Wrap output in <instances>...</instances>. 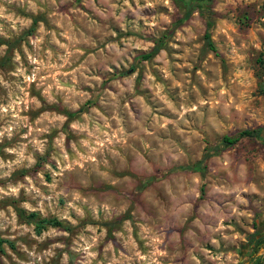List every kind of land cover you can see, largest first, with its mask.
Listing matches in <instances>:
<instances>
[{
  "label": "rangeland",
  "instance_id": "374dc122",
  "mask_svg": "<svg viewBox=\"0 0 264 264\" xmlns=\"http://www.w3.org/2000/svg\"><path fill=\"white\" fill-rule=\"evenodd\" d=\"M153 2L137 8L130 0L133 12L122 0H95V8L91 0H0L13 17L0 19V104L25 93L29 100L0 118V129L17 125L0 140V159L13 162L0 168V264H87L85 240L97 253L90 264L120 253L132 257L122 264H237L253 223L264 230L262 140L243 137L197 171L176 168L223 135L264 128V0H209L185 19L180 1ZM205 16L214 51L202 39ZM157 84L172 107L156 96ZM97 127L121 139L96 154L97 164L66 168L86 154L81 141ZM17 209L64 227L36 231ZM255 256L264 264L262 249Z\"/></svg>",
  "mask_w": 264,
  "mask_h": 264
},
{
  "label": "clouds",
  "instance_id": "9594fccd",
  "mask_svg": "<svg viewBox=\"0 0 264 264\" xmlns=\"http://www.w3.org/2000/svg\"><path fill=\"white\" fill-rule=\"evenodd\" d=\"M9 2L11 3L12 0H9ZM85 4L87 5L88 0H84ZM155 2L159 3L162 2L164 4H168L169 0H155ZM29 5H32L34 7L33 4V0H28ZM52 3H55V0H52ZM122 5L126 6L127 9H131L133 12L136 11V8H132V4L130 3V0H122ZM136 5L137 8H141L142 6L139 3V0H136ZM91 6L93 8H95V0H91ZM154 6V2L153 0H145V4L143 5V7H153ZM126 10L125 8H121V11ZM97 11H99V9H97ZM84 15L86 16L87 14L84 13ZM0 19H7V20H12L13 17L12 16H6L5 15V9L3 6H0ZM163 19H167V17H163ZM12 27L15 28L16 24L15 21H13ZM0 34H4L3 33V25H0ZM110 47H117V45H111ZM17 60L20 59L19 55H17ZM30 60H33V57L29 56ZM35 63L37 64H42V61H38V60H34ZM37 71H39V69H37ZM53 79H55V76L52 77ZM26 79L28 80H35L36 79V75L35 73L33 74V76L31 77H26ZM47 77H43L42 80H46ZM98 79V78H97ZM19 87V86H18ZM52 87V85H48V88H46L45 90V94L47 96L48 94V89H50ZM156 88V96L159 99H163L164 102L168 105V107H172L171 103L169 101H167L166 96L164 94V89L162 85L157 84L155 86ZM21 92H25V89L21 88L20 89ZM18 103H24L27 104L29 103V100L26 98V93H25V99H20L19 97L17 98L16 101H13L12 104H10L8 107H5L3 104H0V118H3L4 115L8 114L10 109L13 111V114H15V109L13 108V105H16ZM33 103H35L37 106H39V101H33ZM173 110L175 111V109L173 108ZM195 110V109H193ZM188 111V109H184L183 111H180L178 113V115L182 118L184 115V112ZM26 117H19L17 116V120H26ZM58 119L60 120H65L66 117H59ZM171 121H163V123L160 124L161 127H166V125L168 123H170ZM39 123V121H38ZM16 123H12L9 124L7 127H4L2 129H0V140L3 139V137L5 136V134L8 135L9 138H11V136L13 135V129L16 128ZM78 126L76 124L72 125L73 129H76ZM80 131H87V128H80ZM26 138V137H25ZM121 139V137H119L117 134H112L109 135L108 132H101V130L99 129V127H97L95 129V131L91 132L89 134L88 139L86 140H82L81 144L84 148V151L86 154H81L80 152L76 153V157L73 161L68 162L65 167L66 168H74V167H79V168H84L85 164H88L89 166H92L93 164H97V156L96 154L105 149L107 146L112 145L114 141ZM34 143L37 145V147L42 149L43 146V142L36 140L34 141ZM27 148V145H23L20 150L18 151L17 155H18V160L15 163H19L22 159L25 158V149ZM73 148H76V145H73ZM6 151L8 152H14L16 151V149H6ZM27 159L29 160L30 163H34L35 161L32 159L31 156H28ZM63 161H69V157L67 155V153L63 154ZM13 162H9L7 165L5 164L3 159H0V168H4V167H11ZM225 164H228V161H225ZM64 170V168H62V171ZM5 175H7V173H5ZM27 179V178H26ZM29 183L31 184V180L29 179ZM23 185H21L22 187ZM19 189L18 188H13L12 191L13 192H17ZM37 191H39L37 189ZM0 192H4L3 188H0ZM70 208H74L76 210L77 213H79L80 215H83L81 209L79 207H77V205L75 204V202L71 203L69 205ZM105 208L108 207L107 204L104 205ZM235 211V210H234ZM68 219H71V217L69 216ZM73 223H75V221H73ZM221 229H224V225L223 223H221L220 225ZM219 230V229H218ZM83 239V237H82ZM95 239V238H93ZM159 240H156L155 243H159ZM213 243H217V241H213ZM93 245L91 243H88L87 240H85V244L81 246V249L87 253V264H90L91 259H94L97 255V253L95 251H91L90 249H92ZM112 248V245L109 244V249ZM81 249H77V250H81ZM25 251H27V249L25 248ZM34 254V253H33ZM153 256L157 255V253H153ZM159 255H163V253H159ZM135 257H138L140 260H147L149 259V257H146L144 255H141L139 251L135 252ZM120 258L118 259L115 255H113L112 259L108 260V264H122V261H128L131 260L132 257H125L124 253H120ZM65 259H67V257H65ZM107 259V257H106ZM217 259H219V257H217Z\"/></svg>",
  "mask_w": 264,
  "mask_h": 264
},
{
  "label": "trees",
  "instance_id": "16d2710c",
  "mask_svg": "<svg viewBox=\"0 0 264 264\" xmlns=\"http://www.w3.org/2000/svg\"><path fill=\"white\" fill-rule=\"evenodd\" d=\"M191 5H186L185 8V12L183 15L182 19H185L188 17V15L191 12ZM204 30L202 33V39L203 42L205 44V46L214 51V46L211 43L210 40V29H211V21L208 17H204ZM35 22V18L32 21V24ZM32 27V26H30ZM163 40H160L158 43H156L148 52L143 53L140 55V58L142 59H147L150 56H152L153 54H155L157 52V50L159 49L161 43ZM115 74V73H114ZM91 103L90 100H88L86 102V104ZM78 111H72V112H65L66 116L71 117L73 115H75ZM264 128L258 127V128H247V129H243L238 131L236 134L234 135H223L216 143V145H213L212 147H209L207 149L204 148V152L202 154V157L196 161L193 162L191 164H184V165H180L178 167H176L178 170H191V171H197L200 170L203 166V160L206 159L207 157L213 155V154H217L222 148L224 147H228L231 146L233 144H235L238 140H240L243 137H252V138H257L260 139L264 142V136H263V131ZM17 215L20 218L25 219L27 222L32 223L34 226V229L36 231L41 230L42 228H44L45 226H59V227H64V224L61 223L60 221H58L57 219H55L54 217H50V218H38L36 217L35 213H28L26 215H24L23 211L21 209H17L16 210ZM253 228L254 230L251 233H246L245 237L246 240L248 242L242 243V247L245 246V251L241 252V258L238 260L237 264H244V262L247 260L249 261V264H261V257L259 256H255V253L257 252V250L262 249L264 251V230H262L261 228H259L257 221H255L253 223ZM3 240L0 239V242H2ZM247 246V247H246ZM240 250V249H239Z\"/></svg>",
  "mask_w": 264,
  "mask_h": 264
},
{
  "label": "flooded vegetation",
  "instance_id": "af4514ba",
  "mask_svg": "<svg viewBox=\"0 0 264 264\" xmlns=\"http://www.w3.org/2000/svg\"><path fill=\"white\" fill-rule=\"evenodd\" d=\"M207 1L209 0H193L191 2H188V0H180V3L185 4V5H194V4H201Z\"/></svg>",
  "mask_w": 264,
  "mask_h": 264
},
{
  "label": "water",
  "instance_id": "95a60500",
  "mask_svg": "<svg viewBox=\"0 0 264 264\" xmlns=\"http://www.w3.org/2000/svg\"><path fill=\"white\" fill-rule=\"evenodd\" d=\"M178 1H180V0H178ZM191 1H193V0H188V2H191Z\"/></svg>",
  "mask_w": 264,
  "mask_h": 264
}]
</instances>
